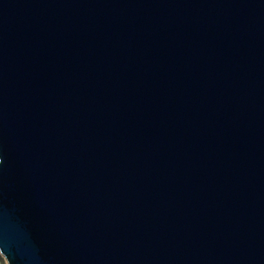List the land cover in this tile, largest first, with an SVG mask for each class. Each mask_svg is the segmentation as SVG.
Wrapping results in <instances>:
<instances>
[{"label":"water","instance_id":"1","mask_svg":"<svg viewBox=\"0 0 264 264\" xmlns=\"http://www.w3.org/2000/svg\"><path fill=\"white\" fill-rule=\"evenodd\" d=\"M7 264H264V0H0Z\"/></svg>","mask_w":264,"mask_h":264},{"label":"rangeland","instance_id":"2","mask_svg":"<svg viewBox=\"0 0 264 264\" xmlns=\"http://www.w3.org/2000/svg\"><path fill=\"white\" fill-rule=\"evenodd\" d=\"M0 264H7L6 259L3 257L1 253H0Z\"/></svg>","mask_w":264,"mask_h":264}]
</instances>
